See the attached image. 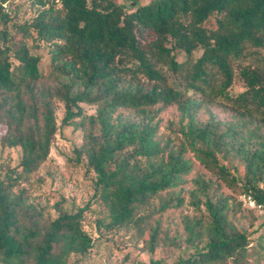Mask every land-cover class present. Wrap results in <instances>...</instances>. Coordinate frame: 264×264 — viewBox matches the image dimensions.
Wrapping results in <instances>:
<instances>
[{
	"label": "trees",
	"instance_id": "1",
	"mask_svg": "<svg viewBox=\"0 0 264 264\" xmlns=\"http://www.w3.org/2000/svg\"><path fill=\"white\" fill-rule=\"evenodd\" d=\"M15 1L0 0V146L20 148L17 165L0 176V264H68L94 246L83 228L90 202L73 212L57 207L51 218L18 188L50 153L56 101L61 125L83 132L74 155L95 174L93 199L106 211L98 227H147L152 251L158 227L148 220L184 205L191 153L216 180L192 179L187 204L195 213L182 217L189 252L175 264H259L264 223L238 225L221 184L264 210V70L245 63L264 62V0H128L131 11L114 0H26L39 9L22 21L19 5L8 8ZM236 78L245 86L232 93ZM81 103L96 105L95 113ZM172 104L180 135L161 145L153 120ZM213 106L232 119L217 118Z\"/></svg>",
	"mask_w": 264,
	"mask_h": 264
},
{
	"label": "rangeland",
	"instance_id": "2",
	"mask_svg": "<svg viewBox=\"0 0 264 264\" xmlns=\"http://www.w3.org/2000/svg\"><path fill=\"white\" fill-rule=\"evenodd\" d=\"M119 4L125 5L126 11H131L134 7L130 6L128 0H114ZM149 0H140V3H147ZM19 5L17 10V20L30 19L37 10L26 0H16L13 6ZM255 48H249L253 51ZM261 49V55H264V49ZM43 53L40 68L46 72L48 70L49 58L45 49ZM199 54L198 52L196 53ZM260 55V56H261ZM184 57L180 54L178 59ZM250 65H258L264 70V62L254 57L247 58L246 62ZM244 83L236 78L230 88L232 93H238L244 89ZM81 107L86 113H95L96 105L81 103ZM160 104L154 106L156 108ZM211 111L222 120H231L232 114L229 110L219 106H213ZM123 117L136 119L133 111L120 109L117 111ZM57 124L59 125L47 159L40 167L23 177L19 181L18 188L26 190L27 202L34 206L41 207L44 215L54 218L57 216V207L65 211L73 212L79 207L90 202V207L84 213L83 228L91 235L94 240V246L88 254H71L68 264H153L152 261L160 260L161 264H175L179 256H187L189 249L182 243L183 226L182 217L192 216L194 211L188 201V191L193 187L192 179L197 176L211 178L216 180L193 156L187 153L193 164L192 171L185 177V182L180 187V194L184 197L185 203L179 208L168 209L163 213L155 214L148 220V227H158V237L154 249L147 248L146 233L139 234L132 227H123L118 230L108 231L103 227H98L97 219H103L106 215L104 207L98 200H94V181L95 174L88 169L85 164V158L82 157L79 162L75 160L74 148L79 147L83 142V132L74 125H61V119L64 115V105L61 101H56L55 109ZM207 116L204 112L200 113V119ZM179 113L175 105L164 106L157 114L153 122H157L156 139L163 145H169L177 142L179 137L177 122ZM173 131V132H172ZM264 133V126L261 128ZM2 130L0 129V133ZM20 148H7L0 146V176L3 177L8 166L14 167L19 162ZM241 173V172H240ZM235 173L233 172V175ZM240 176V175H238ZM176 190H179V188ZM221 191L230 197L233 202V212H231L234 221L242 228L247 229L251 223L253 228L264 223V210L249 209L241 200V195L233 193L228 187L221 184ZM107 221V219H106ZM104 221V222H106ZM264 228V227H263ZM166 238V240H165ZM250 264H256L250 260ZM264 264V259L259 262Z\"/></svg>",
	"mask_w": 264,
	"mask_h": 264
},
{
	"label": "built area",
	"instance_id": "3",
	"mask_svg": "<svg viewBox=\"0 0 264 264\" xmlns=\"http://www.w3.org/2000/svg\"><path fill=\"white\" fill-rule=\"evenodd\" d=\"M1 6L3 8H6L7 7V4L6 3H1ZM241 200L243 201V203L249 208V209H259L261 208V205L260 204H257L255 202V200L252 198V196L248 193H244L241 195Z\"/></svg>",
	"mask_w": 264,
	"mask_h": 264
}]
</instances>
